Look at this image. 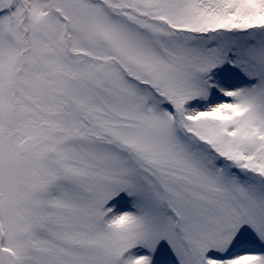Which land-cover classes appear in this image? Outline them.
<instances>
[{
	"label": "snow or ice",
	"instance_id": "snow-or-ice-1",
	"mask_svg": "<svg viewBox=\"0 0 264 264\" xmlns=\"http://www.w3.org/2000/svg\"><path fill=\"white\" fill-rule=\"evenodd\" d=\"M0 264H264V0H0Z\"/></svg>",
	"mask_w": 264,
	"mask_h": 264
}]
</instances>
